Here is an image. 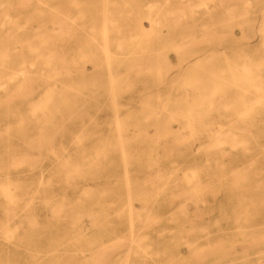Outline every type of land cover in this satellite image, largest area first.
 <instances>
[{
    "label": "rangeland",
    "instance_id": "1",
    "mask_svg": "<svg viewBox=\"0 0 264 264\" xmlns=\"http://www.w3.org/2000/svg\"><path fill=\"white\" fill-rule=\"evenodd\" d=\"M95 7L59 55L0 0V264H264V0Z\"/></svg>",
    "mask_w": 264,
    "mask_h": 264
},
{
    "label": "crops",
    "instance_id": "2",
    "mask_svg": "<svg viewBox=\"0 0 264 264\" xmlns=\"http://www.w3.org/2000/svg\"><path fill=\"white\" fill-rule=\"evenodd\" d=\"M96 4L97 0H9L11 46H17L18 38L32 37L33 45L39 46L38 51L43 53L93 52L97 37ZM76 6H80L79 13ZM75 19L77 23L66 24ZM158 248L154 260L182 258L175 251Z\"/></svg>",
    "mask_w": 264,
    "mask_h": 264
},
{
    "label": "bare ground",
    "instance_id": "3",
    "mask_svg": "<svg viewBox=\"0 0 264 264\" xmlns=\"http://www.w3.org/2000/svg\"><path fill=\"white\" fill-rule=\"evenodd\" d=\"M246 13V12H245ZM244 14V13H243ZM226 19V18H225ZM249 32V31H248ZM102 33H104V31L102 32ZM104 37V36H103ZM104 40V39H103ZM105 40H106V38H105ZM104 40V41H105ZM103 41V42H104ZM105 51V50H104ZM25 52V51H24ZM106 53H107V51H106ZM28 54V53H27ZM104 54V53H103ZM106 55V54H105ZM106 61V60H105ZM3 63V62H2ZM107 65V64H106ZM107 68H108V66H106ZM107 68H106V70H107ZM21 71V70H20ZM17 73H18V71H16ZM108 72V71H107ZM22 73V72H21ZM69 73V72H68ZM20 74V73H19ZM109 74V73H108ZM14 75H16V74H14ZM47 78H48V76H47ZM50 78V77H49ZM107 78H108V76H107ZM111 80V79H110ZM108 82H111V81H108ZM110 88V87H109ZM52 151H50V153H51ZM53 155V154H52ZM16 162H18V161H16ZM20 162V161H19ZM18 162V163H19ZM11 165H13V163H10ZM15 164V163H14ZM16 165H17V163H16ZM14 166V165H13ZM193 170V169H192ZM168 172V171H167ZM164 174H165V172H164ZM164 176V175H163ZM167 176V175H166ZM127 182V181H126ZM126 184V183H125ZM126 186V185H125ZM242 192V191H241ZM4 231V230H3ZM7 232V231H6ZM131 234V233H130ZM130 237V236H129ZM129 248V247H128ZM217 264V263H216Z\"/></svg>",
    "mask_w": 264,
    "mask_h": 264
}]
</instances>
